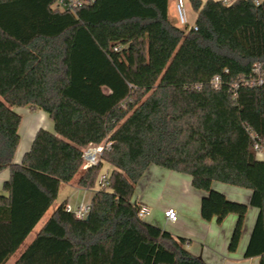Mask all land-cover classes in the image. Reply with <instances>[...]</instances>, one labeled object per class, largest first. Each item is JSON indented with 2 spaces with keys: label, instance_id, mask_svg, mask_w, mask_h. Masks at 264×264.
Listing matches in <instances>:
<instances>
[{
  "label": "trees",
  "instance_id": "16d2710c",
  "mask_svg": "<svg viewBox=\"0 0 264 264\" xmlns=\"http://www.w3.org/2000/svg\"><path fill=\"white\" fill-rule=\"evenodd\" d=\"M60 1L0 0V172L10 170L0 264L79 174L90 146L104 150L78 183L96 189L89 220L62 202L15 264H206L188 239L139 217L135 187L152 166L191 177L206 194L204 221L237 216L230 253L257 208L244 258L264 264V81L255 72L264 65V0H190L191 28L170 21L169 0H93L74 10ZM17 108L54 123L19 164ZM106 165L109 185L100 189ZM215 183L250 190L249 204Z\"/></svg>",
  "mask_w": 264,
  "mask_h": 264
},
{
  "label": "crops",
  "instance_id": "0c3cea01",
  "mask_svg": "<svg viewBox=\"0 0 264 264\" xmlns=\"http://www.w3.org/2000/svg\"><path fill=\"white\" fill-rule=\"evenodd\" d=\"M202 1L205 2L207 0H202ZM217 1H223V0H217ZM227 1L232 2L234 0H227ZM185 3H187L188 10L193 11V13L192 11L190 12L187 11L189 24L193 25L196 22L197 13L193 10L190 0H185ZM176 4H177V0L168 1V15L170 21L173 24L181 27L179 25L177 18ZM15 110L22 116V121L19 128L21 141L14 160L15 163L19 164L22 162L24 155L30 150L37 132L40 129H45L54 132V123L49 118V116L41 110H35L29 108H17ZM258 157L260 160H264V149L261 152H259ZM157 168L159 167L152 166L137 186H144L145 184H147L146 182L148 178L151 176V174H153V172L156 171ZM106 169L111 171L112 167L110 165H106ZM161 170L163 171V169ZM84 172L85 169L82 168L79 174H77V176L69 184H66V186H68V188H70V190L72 191H78L80 189L89 191L88 189L81 188L78 185L79 180ZM163 172H164L163 178L165 181L163 190L164 189L168 190L169 184L167 182L173 180L178 184V188L176 189L180 190L181 192L178 191L175 192L177 197H175L176 199L173 201L174 203H171L175 206L172 205L170 206V204L168 205L162 204L163 193L160 194L157 204L159 205V209H163L164 212L170 208L175 209V211H177L175 207H177L178 210H180V214L178 216L177 222L168 221V224L172 223L171 224L173 226L172 231L175 232V234L173 233L175 236L189 239L191 243H193L194 239L197 240L196 243H199L201 249L198 248L195 251L192 250L191 253H193L196 256H200L206 264H258V258H251V259L244 258V252L249 242L251 232L253 230L254 224L256 222L259 213V210L257 208L249 207L239 249L235 253H230L229 243L237 222V216L236 215L228 216L222 224L217 223L216 219L212 220L211 222L204 221L201 217V203H202V199L204 198V196H206V194L199 190H196L195 188H193L192 185L190 186H192L193 190L195 191H191L190 190L191 187H189V182L187 181L185 175L181 173L172 172L169 170H165ZM9 178H10L9 169L0 172V194L3 192V184ZM180 181H184V186L186 185L185 187H187L185 188L186 193L184 192V189L181 187V184H179ZM191 184H192V179H191ZM214 189L224 193L230 200L233 201L249 204L251 199L252 193L250 190H246L222 183H215ZM91 191H96V189H93ZM183 193L186 194V196L191 195L192 198L190 199L189 196L188 198L185 197ZM135 200L139 203V205L145 204L149 207V209L151 208L150 206L151 201L145 196L144 193H142V195L139 194L135 195ZM64 201H66L68 205L73 207V204H71L69 200V196L66 199H64L63 202ZM90 202L87 203V205H89ZM59 205L60 204L56 201L54 205L49 209V211L52 209V213L48 215L47 212L45 214V216L42 218V220L33 230L34 238L40 232L44 224L49 220V218L52 216L53 212L58 208ZM190 210L192 212L191 214H190ZM152 222L156 223L154 222V220ZM30 235L28 236V238L30 237ZM28 238L25 240V242L20 247V249L10 258L8 262H12L13 264L17 262L22 252L34 240V239L29 240ZM19 251L21 252V254H18ZM14 257L15 260L13 261Z\"/></svg>",
  "mask_w": 264,
  "mask_h": 264
},
{
  "label": "rangeland",
  "instance_id": "374dc122",
  "mask_svg": "<svg viewBox=\"0 0 264 264\" xmlns=\"http://www.w3.org/2000/svg\"><path fill=\"white\" fill-rule=\"evenodd\" d=\"M185 9H186V12H190L192 10H188V6H187V3H185ZM193 13V11H192ZM182 28H185V27H188V28H191L193 25L192 24H188L187 26L186 25H181L179 24ZM94 147V146H92ZM83 168V167H82ZM159 169V170H157ZM155 172H153V174H151V176L148 178L147 180V184H145L144 186H136L135 187V195H142V193L145 194V196L151 201V208H150V214L148 216H146L144 218V220L148 223H151V224H154L156 226H158L159 228H161L162 230L164 231H167L169 233H171L172 235L175 234L173 230V226L171 225L172 223L168 224V220L167 218L165 217V212L163 211V209H159V205L157 204V201L159 199V196L161 193H163L162 197H163V202L162 204H170V206H175L171 203H174L173 201L176 199L175 197H177V195L175 194V192H181L180 190L176 189L178 188V184L177 182L171 180L169 182H167L169 184V187H168V190L164 189V185H165V181H164V178H163V171H165V169L163 168H157ZM163 169V171L161 170ZM103 172L101 173L102 174H109V170L106 169V166L104 167V169L102 170ZM185 175V177L187 178V181L189 182V187L191 191H195L193 190L192 185L191 184V177L189 175H186V174H183ZM181 184V187L184 189V192H185V187L184 186V181H180ZM183 192V190H182ZM95 191H86V190H78V191H72L70 190V188H68V186L66 185H63L61 190H60V193H59V196H58V200L57 202L59 204H61L63 202L64 199H66L68 196H69V200L71 202V204H73V208H77L79 207L80 205H87V203L90 202L91 198H92V195H94ZM186 193V192H185ZM184 194V193H183ZM135 195H134V198H135ZM185 197L188 198V196L190 197V199L192 198L191 195H187L184 194ZM159 203V202H158ZM176 208V212H177V216H179L180 214V210H178L177 207ZM175 210V209H174ZM52 213V209L50 211H48V215ZM191 210H190V214H191ZM154 220V222L156 223H153L152 221ZM174 233V234H173ZM175 236V235H174ZM29 240H32L34 239V232L30 235V237L28 238ZM189 240V239H188ZM190 242V240H189ZM187 244V248L190 252L195 251L197 250L198 248L201 249L199 243H196L197 240L194 239L193 243L190 242V244ZM18 254H21V252L19 251ZM200 254V253H199ZM17 257V255H16ZM15 260V257L13 259V261ZM7 264H13L12 262H8Z\"/></svg>",
  "mask_w": 264,
  "mask_h": 264
},
{
  "label": "built area",
  "instance_id": "2783aa9c",
  "mask_svg": "<svg viewBox=\"0 0 264 264\" xmlns=\"http://www.w3.org/2000/svg\"><path fill=\"white\" fill-rule=\"evenodd\" d=\"M223 1L225 3H229L227 0H223ZM262 1L263 0H254V3L256 5H260ZM92 2L93 0H69V1L61 0L59 7L61 9L74 10L75 8L81 7L83 5L91 4ZM176 12H177V18H178L179 24L187 26L189 24V20H188V15L185 9V0H177ZM195 30H197V27H195ZM255 72L258 74L257 83L258 84L263 83L264 65H262L261 63H256ZM219 82H220V78L218 76L215 77V79L213 80L214 86L217 87ZM110 147H111V144L109 143L107 145V148L110 149ZM255 148L257 150H260L258 145H256ZM103 150H104V146H94V147L90 146L89 148L85 149L83 153V159H84L83 169L86 170L92 166L97 165L100 160V156ZM108 180H109V175L102 174L99 177L98 182H97L98 187L100 189L107 188L109 185ZM89 209H90L89 205H80L77 208H73L72 206L67 207V211L73 212L78 219L86 218L89 212ZM149 214H150L149 207L145 204H140L139 205V217L144 219ZM165 217L167 218L168 221H171V222H177L178 220L177 212L172 208L167 209L165 211Z\"/></svg>",
  "mask_w": 264,
  "mask_h": 264
},
{
  "label": "water",
  "instance_id": "95a60500",
  "mask_svg": "<svg viewBox=\"0 0 264 264\" xmlns=\"http://www.w3.org/2000/svg\"><path fill=\"white\" fill-rule=\"evenodd\" d=\"M89 218H90V217H89V216H87V217H86V220H89Z\"/></svg>",
  "mask_w": 264,
  "mask_h": 264
}]
</instances>
